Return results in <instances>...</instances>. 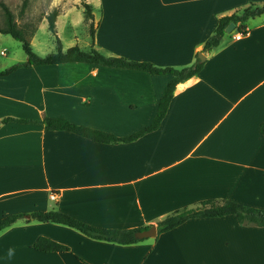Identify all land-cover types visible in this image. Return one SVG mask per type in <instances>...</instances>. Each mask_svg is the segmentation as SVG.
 <instances>
[{"label":"crops","instance_id":"obj_1","mask_svg":"<svg viewBox=\"0 0 264 264\" xmlns=\"http://www.w3.org/2000/svg\"><path fill=\"white\" fill-rule=\"evenodd\" d=\"M240 1L244 8L264 3ZM96 7L93 47L101 53L182 68L201 52L204 66L176 85L158 129L132 142L99 143L42 124L0 123V218L59 210L95 227L131 229L203 200L264 209V13L245 22L242 38L225 33L217 47L202 52L218 19L237 6L128 0ZM169 79L84 62L18 68L0 77V120L58 116L126 136L155 114L136 125L112 107L146 100L157 108ZM40 236L68 251L36 250ZM0 264H264V227L239 224L234 215L191 218L122 244L21 218L0 231Z\"/></svg>","mask_w":264,"mask_h":264},{"label":"trees","instance_id":"obj_2","mask_svg":"<svg viewBox=\"0 0 264 264\" xmlns=\"http://www.w3.org/2000/svg\"><path fill=\"white\" fill-rule=\"evenodd\" d=\"M0 7L4 14V24L0 26V34H7L21 43L22 49L26 55L23 62L15 63L7 68L0 69V77L6 76L18 68H30L32 66L54 65L67 62H84L96 66H106L112 68L135 69L143 70L150 74L156 75H170L161 97L157 103V109L151 122L138 129L137 131L126 135L117 136L114 133L96 129L90 126L76 124L64 117H48L43 119H18L13 117H4L0 123L8 121L30 122L35 124H42L48 130H63L72 132L87 139L99 143H128L137 140L144 134L158 129L162 119L164 118L168 105L173 96V92L178 83L183 82L195 75H197L203 68L204 62H201L196 57L195 61L186 67L174 68L170 66L159 67L148 61H138L128 59L122 56L105 55L98 51L91 44L87 50H82L78 45H74L63 50L62 43L55 32V21L58 15L57 10H52L46 17L49 31L55 36V51L49 52L43 56L38 55L32 47V44L21 29L14 17L10 8L2 1ZM84 13L88 18H93L89 4H84ZM264 13V3L257 6H248L239 12H234L230 15L222 16L218 19L217 26L214 32L205 40L202 52L211 51L217 47L225 36V28L230 23L235 24V29L243 31L245 22L251 18ZM93 27H90V37L93 43ZM260 132L264 135V121L260 125ZM226 215H234L239 224H253L264 227V209L257 207L245 206L231 200H203L197 203L192 208H181L174 210L165 218L156 223V235L174 229L180 224L191 218H205V217H222ZM21 218H32L43 222H53L74 228L88 237L106 240L109 242H117L122 244H129L137 242L141 239L135 237V232L141 229L150 227L151 225L131 229H114L95 227L85 223L79 219L72 217L69 214L59 210L49 211H34L30 214H9L0 218V231ZM33 247L36 250L49 251H68V247L57 243L46 237H38Z\"/></svg>","mask_w":264,"mask_h":264},{"label":"rangeland","instance_id":"obj_3","mask_svg":"<svg viewBox=\"0 0 264 264\" xmlns=\"http://www.w3.org/2000/svg\"><path fill=\"white\" fill-rule=\"evenodd\" d=\"M4 2L14 14L18 26L27 34L33 50L38 55H45L55 51V36L48 29L46 17L56 9L58 15L55 21V32L59 37L63 50L78 45L82 50H87L93 44L90 37V27H93L91 18L84 13V4H89L91 11H94L96 18L100 17L101 9L96 7L102 3L121 4L128 0H0ZM135 1V0H129ZM214 1L217 5L226 8L233 4L235 10L244 9L240 0H208ZM259 5V4H258ZM251 6V5H250ZM257 6V5H255ZM94 7V9H93ZM4 14L0 7V26L4 24ZM70 23H75L72 29ZM94 34V33H93ZM117 35V32H116ZM230 36V34H226ZM231 35L233 36L232 32ZM94 36V35H93ZM94 38V37H93ZM107 37L105 36V40ZM95 47V46H94ZM101 50V49H100ZM1 51L4 54H1ZM101 52V51H100ZM104 52V51H102ZM199 53V52H198ZM103 54V53H102ZM105 54V53H104ZM203 54V53H202ZM106 55V54H105ZM204 55V54H203ZM26 55L21 43L7 34H0V69L9 67L15 63L25 61ZM113 113L127 115L136 125L146 124V120L155 114L156 106L146 105V100L140 101L133 106H113ZM154 112V113H153ZM151 122V121H150Z\"/></svg>","mask_w":264,"mask_h":264},{"label":"water","instance_id":"obj_4","mask_svg":"<svg viewBox=\"0 0 264 264\" xmlns=\"http://www.w3.org/2000/svg\"><path fill=\"white\" fill-rule=\"evenodd\" d=\"M234 30H235V24L233 22H230L225 28V33H231ZM197 56L201 62H204L206 59L201 52H199ZM156 234H157L156 225L153 224L148 228L136 231L134 235L138 239H145V238L155 237Z\"/></svg>","mask_w":264,"mask_h":264},{"label":"built area","instance_id":"obj_5","mask_svg":"<svg viewBox=\"0 0 264 264\" xmlns=\"http://www.w3.org/2000/svg\"><path fill=\"white\" fill-rule=\"evenodd\" d=\"M248 28L244 27L243 31H238V30H234L233 33V37L234 39H240L242 38L245 34H247L248 32ZM1 54H4V52L1 51ZM57 197V195L55 193H51L50 194V199H55Z\"/></svg>","mask_w":264,"mask_h":264}]
</instances>
